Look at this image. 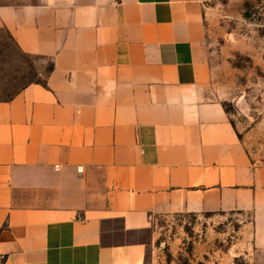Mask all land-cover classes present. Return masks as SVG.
<instances>
[{
    "label": "crops",
    "instance_id": "crops-1",
    "mask_svg": "<svg viewBox=\"0 0 264 264\" xmlns=\"http://www.w3.org/2000/svg\"><path fill=\"white\" fill-rule=\"evenodd\" d=\"M199 0H0V32L48 62L0 100V264H147L153 220L250 216L264 166L213 88Z\"/></svg>",
    "mask_w": 264,
    "mask_h": 264
},
{
    "label": "rangeland",
    "instance_id": "rangeland-1",
    "mask_svg": "<svg viewBox=\"0 0 264 264\" xmlns=\"http://www.w3.org/2000/svg\"><path fill=\"white\" fill-rule=\"evenodd\" d=\"M199 1L215 95L252 163L264 166V0ZM48 66L0 32V100L42 82ZM153 228L147 264H249L259 255L250 216L241 212L160 216Z\"/></svg>",
    "mask_w": 264,
    "mask_h": 264
},
{
    "label": "trees",
    "instance_id": "trees-1",
    "mask_svg": "<svg viewBox=\"0 0 264 264\" xmlns=\"http://www.w3.org/2000/svg\"><path fill=\"white\" fill-rule=\"evenodd\" d=\"M51 70H52V65L49 64V66H48V68L46 69V72H45L46 75H47V73H49Z\"/></svg>",
    "mask_w": 264,
    "mask_h": 264
}]
</instances>
